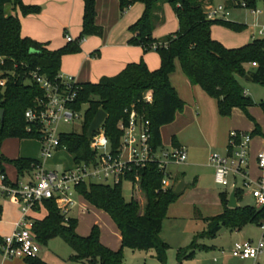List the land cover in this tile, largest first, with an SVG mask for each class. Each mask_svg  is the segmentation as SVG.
Wrapping results in <instances>:
<instances>
[{"label":"trees","instance_id":"16d2710c","mask_svg":"<svg viewBox=\"0 0 264 264\" xmlns=\"http://www.w3.org/2000/svg\"><path fill=\"white\" fill-rule=\"evenodd\" d=\"M119 1L121 13L137 3L143 4L142 15L129 27L132 34L129 44L141 46L145 53L157 52L161 64L158 69L151 70L142 59L127 64L117 75L104 76L98 82L77 83V97L69 106L80 112L83 104L88 105L83 130L81 133H60L59 137L61 146L67 147L75 163L93 161L96 157L87 133L101 109L108 114L104 131L114 149L119 146L122 136L119 124L127 119L126 109L132 106L150 120L153 147H163L161 128L174 122L177 113L183 111L186 105L171 81L177 62L193 85L200 86L210 97L217 100L221 116H231L233 110L239 108L249 119L255 121L249 108L257 103L246 93L238 76H250L255 82L264 85V39L254 38L243 46L227 47L213 37V26L222 25L241 31L245 29V25L210 18L204 0H166L177 16L179 29L158 39L154 36V31L161 0ZM237 1V5H240L241 0ZM243 1L248 8H256V0ZM19 11L23 16H28L41 13L42 7L25 4L22 0H0V71L7 78L6 85L0 86V111H5L3 120L0 117V143L8 137L41 139L36 125L31 131L28 130L29 123L25 117L26 111L35 105L38 98L45 95V90L33 74L38 73L50 81L59 80L63 57L80 53L86 37L104 34V28L96 22L97 0H84L81 33L74 40L54 50L48 49V43L22 35ZM254 62L257 66L252 65ZM247 64L251 65L249 69L246 68ZM147 91L153 92L152 103L143 99ZM258 105L264 112V101ZM259 128L256 123L255 131L250 134L254 136ZM173 145L180 146L175 137ZM5 162L13 164L21 177L41 165L35 158L9 159L1 154L0 168L3 172L2 166ZM134 173L141 175V190L147 198L144 211L137 199L126 200L123 183L113 185L91 182L77 187L78 193L89 204L106 212L114 221L122 236L119 250H113L102 242L98 225L93 226L89 235L79 234L78 219L62 213L54 199H44L41 205L36 206L37 211L41 206L47 210L44 218L33 220L32 231L37 241L47 244L51 238L60 236L75 251L71 259L86 264H127L123 256L124 248L154 250L157 260L166 264L167 252L171 246L161 237V232L170 205L182 193L176 192L175 185L162 188L164 173L156 162L136 168ZM5 183L17 186L8 177ZM235 193L236 198L241 200L243 191L236 189ZM221 197L223 213L206 218V230L196 235L191 246L178 249L177 264H183L185 257H193L194 249L199 246L198 236L215 237L222 228L241 230L249 224L261 226L264 223V205H239L231 208L227 194L222 193ZM2 242L0 237V249ZM25 260L28 264H48L39 256L26 257Z\"/></svg>","mask_w":264,"mask_h":264},{"label":"built area","instance_id":"2783aa9c","mask_svg":"<svg viewBox=\"0 0 264 264\" xmlns=\"http://www.w3.org/2000/svg\"><path fill=\"white\" fill-rule=\"evenodd\" d=\"M240 5L247 7L245 2ZM206 9L210 18L226 17L229 14L222 5L207 6ZM252 12L258 13L256 9H252ZM259 36H264V28L254 34L255 38ZM66 39L72 41L75 38L66 34ZM253 66H257V63L254 62ZM33 76L45 90V95L36 100L35 105L26 111L25 117L29 123L28 130L31 131L36 125L41 133L43 156L51 158L57 151H67L66 146H61L60 134L57 135V126L63 121L70 122L78 117L79 112L69 106L77 97L78 81L74 77L62 74L56 81H50L38 73H34ZM6 83L7 78L0 71V86L3 87ZM143 99L152 103L153 92H145ZM126 113L127 119L119 124L122 136L116 149L111 144L110 152L103 150V148L107 149L110 142L104 127L94 133L90 140L91 149L96 153L93 161L75 163L73 168L64 171L46 170L44 163L41 162V165L33 170L30 181L17 182L15 187L5 183L7 176L0 168V188L14 203L20 206L22 212L16 230L6 236L1 244V251L5 257L39 256L41 244L32 231L31 213L36 210L37 205L42 204L44 199H54L61 212L69 216L70 210L77 205L75 195H80L77 190L80 184L97 182L114 185L128 181L133 188L138 187L140 190L141 175L134 173V170L145 167L150 162L158 163L164 173L162 188L167 189L172 186L169 166L187 162L189 156L186 147L172 145L171 149H167L168 147L155 149L151 142L150 120L137 111L134 106L127 108ZM251 142L252 135L250 133L233 131L230 134L227 152L224 155L212 154L210 161L216 169L217 183L224 186L232 183L234 190L241 189L242 191H245L246 187H250V194L255 199V205L263 206V181L250 179L248 171ZM257 164L260 169L264 170V151L258 153ZM239 178L243 180L242 186L238 185ZM261 227L264 231V223ZM231 255L241 261L251 260L254 261V264H261L260 259L264 257V235L257 242L253 240L237 241L231 248Z\"/></svg>","mask_w":264,"mask_h":264},{"label":"crops","instance_id":"0c3cea01","mask_svg":"<svg viewBox=\"0 0 264 264\" xmlns=\"http://www.w3.org/2000/svg\"><path fill=\"white\" fill-rule=\"evenodd\" d=\"M22 1L28 5H39L42 7L41 13L30 14L28 16H23L19 11L22 23L21 32L24 37H31L37 41L48 43V49L54 50L61 48L68 42L65 31H67V34H70L73 38L78 37L81 33L83 26L84 0ZM204 1L206 5H210V0ZM160 8L161 9L157 11L158 19L156 21L154 31V36L158 39H161L179 29V21L172 6L166 2L162 4ZM143 11L144 6L141 3L131 6L124 13H121L119 0H97L96 22L99 26L104 28V34L103 36L92 35L86 37L82 43V51L80 53L65 55L62 60L61 74L67 77H74L78 82H98L104 76L117 75L126 67L127 64L131 62H139L142 59L146 61L151 70L158 69L161 64V59L157 52L150 51L145 53L141 46L129 44V40L132 37L129 27L140 18ZM168 17H170L175 24L177 23V25H175L173 30L161 31L162 27L167 24ZM214 28L215 25L212 28V35L216 38L217 36H214ZM221 42L223 43V41ZM223 44L226 45L225 43ZM1 60L2 59L0 58V61ZM250 67V64L246 65L247 69ZM242 79L255 82L254 80L246 79V77H243ZM171 81L177 89L180 97L185 101L186 105L183 111L177 113L174 122L164 125L161 128L163 147H167L166 143H168V141L169 144L173 145V138L175 137L178 143L186 147L188 151V146H190L193 141L191 128L195 125L197 128L200 127V129H203L204 123L210 124L212 121V127L213 129H216L217 139H219L221 135L224 138L226 143L225 151L227 152L231 132L241 131L245 133H252L255 131L257 123L260 128L259 132L253 136V140L251 142V160L248 168L250 169L249 175L252 174L255 177H258L257 179H263L264 172L262 173L263 170L260 171L261 169L257 164L258 153L264 151V112L262 108L259 105H254L249 108V113L255 121L249 119L246 113L239 108H235L231 116H221L217 100L210 97L200 86L193 85L182 71L179 62H177V69L175 73L171 76ZM245 91L248 95H250L253 89L251 90L250 87H247ZM22 142L23 141H21L20 144H22ZM210 156L208 157L209 161ZM192 162L194 163H191V166L214 168L212 163L211 165H207L199 160H193ZM5 163L7 164L8 162ZM9 166L14 169V177L12 178L8 175L6 169L3 166L2 167L4 169V173L10 181L13 183L30 181L33 171L26 173V175L21 177L18 174L17 168L13 164L9 163ZM169 171L172 186L175 185L177 187L180 182L184 181L183 173L180 174L177 171H173L170 169V166ZM214 173L213 169H211L210 174L214 175ZM186 186L187 184L185 183L182 192ZM245 194L246 191H243L241 199L244 198ZM136 197L134 196L133 198L137 199L138 197ZM240 201L241 200L237 199L238 206L240 205ZM88 205L96 208L89 203ZM0 212L2 214V220L0 221V237L4 239L16 230V225L22 216V212L20 206L14 203L8 195L3 193L1 188ZM46 214L47 210L41 206L39 211L35 210L31 213V218L33 220L42 219L46 216ZM167 218L164 220L161 237L171 246L169 240L163 235ZM250 225L255 224H249L241 230H233L238 234L237 237L234 238L235 240L232 243V247L237 241L253 240L256 235L252 233L250 229L247 230ZM115 227L116 229H114L113 232H110L109 236H106L104 230L102 229L101 240L111 249L119 250L122 245V236L116 224ZM112 240L115 242L113 243ZM42 258L48 264H86L84 262L73 260L59 261L58 259H54L53 256L48 255H44ZM260 263L264 264V258L260 259ZM0 264L28 263L25 258L22 257L7 258L0 249ZM227 264H254V261H241L232 257Z\"/></svg>","mask_w":264,"mask_h":264},{"label":"rangeland","instance_id":"374dc122","mask_svg":"<svg viewBox=\"0 0 264 264\" xmlns=\"http://www.w3.org/2000/svg\"><path fill=\"white\" fill-rule=\"evenodd\" d=\"M244 1L241 0L240 3ZM166 3V0H161L160 5ZM209 7H218L220 5L226 8L229 13L226 17L220 16L218 18L225 19L231 22L245 25V29L241 31L232 30L226 26L215 25L214 36H217L220 41H223L229 48L240 47L254 40V33L257 34L258 30L264 28V0H256V10L258 13L252 12L253 8L243 7L237 0H210ZM177 25L174 21L167 18V24L162 27V30H173ZM257 38L264 39V36ZM242 86L247 89H253L250 96L257 103L256 106L264 101V85L258 82H251L242 79L238 76ZM88 105L83 104L82 110L79 112L78 117L73 121H63L57 126V135L60 133H81L83 130L85 111ZM229 121V120H228ZM203 129L197 128L195 125L191 128V136L193 141L188 146L189 159L187 163L170 166V169L184 174V182L187 184L184 191L180 195L176 203L171 205L168 211V218L164 226L163 235L169 240L171 248L167 252L166 264L178 263V248H188L192 245L196 235L201 234L207 228L206 218L220 215L224 211L222 202V193L227 194L228 200L234 187L232 183L228 186L221 185L216 182L215 173L210 174L211 169L215 172L214 168H203L198 166H191L193 160H199L204 164L211 165L208 157L214 153L224 155L226 153V143L222 135L217 139L216 129L210 124L204 123ZM253 140V136H252ZM22 142V144H20ZM167 149H171V144L166 143ZM224 144V145H223ZM104 151H111V143L107 145ZM3 154L9 159H16L18 157L35 158L44 163L46 170L64 171L71 169L75 166V161L68 151H57L53 153L51 158H45L42 154V142L37 138H18L8 137L0 143V155ZM29 154V155H27ZM35 154V155H30ZM251 155L249 156V163ZM3 167L6 169L8 175L14 177V169L9 166V162L4 163ZM249 172L250 169L248 168ZM260 170V169H259ZM262 171V169L260 170ZM264 170L262 171V173ZM258 177L250 174V179L257 180ZM263 181L264 178H260ZM1 182V178H0ZM239 186L243 185V180L239 178ZM123 194L127 201L136 198L140 202L141 210L144 211L147 203L145 193L138 187L133 188L131 183L124 181L122 184ZM250 187H246V194L240 201V206L255 205V199L250 194ZM139 192V193H138ZM77 205L74 206L69 216L78 219V232L81 235H89L94 225H98L100 229L104 230L105 235L109 236L110 232L116 229L115 224L109 215L99 209L90 207L88 203L80 195H75ZM250 229L256 236L253 238L255 242L259 241L264 231L259 225H250ZM236 232L227 228H222L215 237H199L193 257H185L183 264H223L229 263L232 259L231 248L232 243L237 237ZM261 237V238H260ZM260 238V239H259ZM113 243L115 242L112 240ZM205 245L206 247H202ZM75 253L62 237L56 236L51 238L47 244H41V252L39 257L44 255L53 256L54 259L59 261H72L71 257ZM123 256L127 264H160L156 258L154 250H133L124 248ZM264 258V257H262ZM43 259V258H42Z\"/></svg>","mask_w":264,"mask_h":264},{"label":"water","instance_id":"95a60500","mask_svg":"<svg viewBox=\"0 0 264 264\" xmlns=\"http://www.w3.org/2000/svg\"><path fill=\"white\" fill-rule=\"evenodd\" d=\"M246 79L253 80L249 76H246ZM4 112L5 111L3 109L0 111V117H1L2 120L4 118ZM107 118H108V114H107V112L105 110L101 109V110L98 111V113L94 117V119H93V121H92V123H91V125H90V127L88 129L87 138L89 140L92 139L94 133H96L97 131H99L101 128L104 127V123H105ZM184 185H185L184 181L180 182L179 185L176 187V192L177 193H181ZM229 207H231V208L238 207V202H237L235 191H233L231 196H230Z\"/></svg>","mask_w":264,"mask_h":264}]
</instances>
